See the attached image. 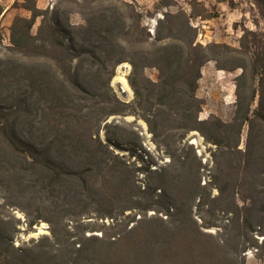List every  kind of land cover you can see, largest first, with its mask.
I'll list each match as a JSON object with an SVG mask.
<instances>
[{
    "label": "trees",
    "instance_id": "obj_1",
    "mask_svg": "<svg viewBox=\"0 0 264 264\" xmlns=\"http://www.w3.org/2000/svg\"><path fill=\"white\" fill-rule=\"evenodd\" d=\"M252 1L264 19V0ZM22 7L30 15L14 17L8 44L0 27V207L20 208L29 225L45 221L49 234L15 245V218L0 211V264H246L249 250L263 258L264 35L244 28L238 47L203 45L182 9L163 11L151 33L134 0ZM210 60L240 69L228 121L198 118ZM122 62L129 102L110 86ZM112 115L141 118L168 160L157 165L139 131ZM190 131L211 145L207 174L182 144ZM114 149L138 157L144 182Z\"/></svg>",
    "mask_w": 264,
    "mask_h": 264
},
{
    "label": "rangeland",
    "instance_id": "obj_2",
    "mask_svg": "<svg viewBox=\"0 0 264 264\" xmlns=\"http://www.w3.org/2000/svg\"><path fill=\"white\" fill-rule=\"evenodd\" d=\"M36 5L40 9H44L54 2V0H35ZM140 10L145 14L144 24L148 26L151 33H154L157 20L162 17V12L169 10L175 12L182 9L187 14L191 15L190 23L196 31V42L207 44L211 42L226 43L233 47L239 46V38L243 33V29L247 28L264 35V19L258 13V8L252 0H169L170 6H165L158 0H134ZM24 0H0L2 13L0 14V27L2 44L9 43V27L15 16L30 15V12L22 7ZM207 19L208 21H202ZM73 20H78L74 16ZM39 19L35 21L31 30L36 32ZM130 64L122 62L114 69V75L110 80V86L116 96L122 101L129 102L133 99V91L128 84L127 75L130 71ZM218 70V71H216ZM222 72H220V71ZM203 71V72H202ZM221 73V75L217 74ZM146 76L152 80L157 79L158 72L155 68H146L144 70ZM240 73V69L223 70L217 69L215 61L210 60L204 63L201 68V77L198 80L197 95L204 101L202 110L198 114L199 119H206L210 114L217 115L221 119L228 121L234 109L235 101V77ZM107 121H116L118 123L128 122L130 126L139 131L143 144L153 155L157 161V165L167 161L163 150H160L152 141V135L148 132L146 123L135 115H112ZM246 126L242 130L241 140L245 139ZM100 136L104 139L103 131H100ZM191 143L197 154L202 156V162L207 164L204 171L211 165L210 162V147L204 138L197 131H190L182 141ZM120 157L127 160L133 165L137 178L145 181V174L136 170L141 164V161L136 156L130 155L127 151L114 149ZM155 167V166H152ZM216 192L215 190L213 191ZM0 202H2L0 200ZM34 205L28 211L33 210ZM6 215H13L15 218L16 230L14 232L13 243L21 245L36 240L43 235L49 234L48 224L43 220H38L32 225L28 222L31 219L20 208H3L0 207ZM129 212V211H128ZM134 211H132L133 213ZM100 221V220H98ZM106 223L110 220L103 219ZM101 222V221H100ZM262 237L259 236V240ZM254 253V250L246 252ZM260 260L262 258H259ZM264 259V258H263ZM252 264V263H246ZM258 264V263H253ZM262 264V263H261Z\"/></svg>",
    "mask_w": 264,
    "mask_h": 264
},
{
    "label": "crops",
    "instance_id": "obj_3",
    "mask_svg": "<svg viewBox=\"0 0 264 264\" xmlns=\"http://www.w3.org/2000/svg\"><path fill=\"white\" fill-rule=\"evenodd\" d=\"M202 21H208V20L205 19V20H202ZM216 71H218V70H216ZM219 71H220V70H219ZM202 72H203V71H202ZM220 72H222V71H220ZM220 72H219V73L217 72V74L221 75ZM263 258H264V257H263ZM263 258L260 260L259 258L256 257L255 253H248L247 258H246V263H249V262H250V263L253 264V263L256 262V263H258V264H261V263L264 264V259H263Z\"/></svg>",
    "mask_w": 264,
    "mask_h": 264
}]
</instances>
